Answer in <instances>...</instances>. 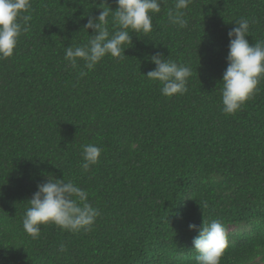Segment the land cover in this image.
Instances as JSON below:
<instances>
[{"label": "trees", "instance_id": "trees-1", "mask_svg": "<svg viewBox=\"0 0 264 264\" xmlns=\"http://www.w3.org/2000/svg\"><path fill=\"white\" fill-rule=\"evenodd\" d=\"M174 4L150 33L130 30L123 59L89 70L64 49L83 46L89 16L116 0H31L27 31L0 59V264H196L193 239L216 219L228 240L220 264H264V78L234 114L219 84L235 21H249L250 43L264 40V0H192L187 28L169 21ZM157 52L191 68L185 94L164 96L146 77ZM87 144L102 154L85 172ZM48 175L87 191L101 213L90 230L24 231Z\"/></svg>", "mask_w": 264, "mask_h": 264}, {"label": "clouds", "instance_id": "clouds-1", "mask_svg": "<svg viewBox=\"0 0 264 264\" xmlns=\"http://www.w3.org/2000/svg\"><path fill=\"white\" fill-rule=\"evenodd\" d=\"M167 0H116L115 10L102 8L98 16H89L84 29H93L90 39L83 46L69 45L64 49V58L73 68L83 60L87 69H94L106 55L123 59L125 45L132 44V32L148 34L153 30L152 15L159 13ZM192 0H175L174 9L167 12L169 21L180 28L188 27L185 12ZM31 7V0H0V59L14 55L22 32L20 20L27 22L30 16L23 15ZM112 16L116 31L110 35L107 24ZM236 26L229 30L228 66L222 80V111L234 114L256 91L261 78H264V40L250 43L246 38L250 33L247 19L235 21ZM168 57V56H167ZM163 56L152 54L150 59L156 65L145 75L152 81L162 84L161 94L171 97L183 95L188 91V80L192 75L191 68L185 64ZM86 73L81 72V76ZM102 150L100 147L87 144L82 146L83 171L99 162ZM23 217V229L33 239L41 233V225L54 223L62 229L79 232L90 230L100 211L88 202L85 189L72 181L58 179L48 175L46 182L38 184V190L28 200ZM190 229H197L190 224ZM199 234L193 239V249L198 253L196 264H220V259L228 247L226 229L218 219L206 222L198 229Z\"/></svg>", "mask_w": 264, "mask_h": 264}]
</instances>
